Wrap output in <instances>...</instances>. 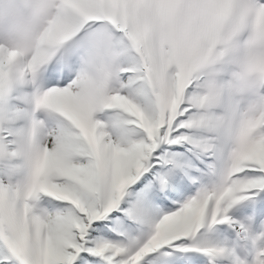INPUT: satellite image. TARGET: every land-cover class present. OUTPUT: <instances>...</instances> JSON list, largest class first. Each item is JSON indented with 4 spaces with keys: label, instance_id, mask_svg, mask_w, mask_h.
<instances>
[{
    "label": "snow or ice",
    "instance_id": "6c2138e0",
    "mask_svg": "<svg viewBox=\"0 0 264 264\" xmlns=\"http://www.w3.org/2000/svg\"><path fill=\"white\" fill-rule=\"evenodd\" d=\"M258 198L264 0H0V264H264Z\"/></svg>",
    "mask_w": 264,
    "mask_h": 264
},
{
    "label": "trees",
    "instance_id": "16d2710c",
    "mask_svg": "<svg viewBox=\"0 0 264 264\" xmlns=\"http://www.w3.org/2000/svg\"><path fill=\"white\" fill-rule=\"evenodd\" d=\"M262 203H264V200ZM254 209H255V202L244 203L234 207L231 210V213H233L235 219H238L246 226L249 225V217H253L254 220L251 223L250 227H251V231L254 233V235H256L259 232L264 231V219L256 218V213ZM208 239H210V241L214 244L225 246L229 249H234L235 254L237 256L247 260L246 250L243 248V244L239 241L235 233L228 227L218 226L214 232L209 234ZM260 246H264V242L260 243ZM3 252L4 250L0 248V256L3 255ZM200 259L203 261V264H208V260L205 259L203 256H201Z\"/></svg>",
    "mask_w": 264,
    "mask_h": 264
},
{
    "label": "rangeland",
    "instance_id": "374dc122",
    "mask_svg": "<svg viewBox=\"0 0 264 264\" xmlns=\"http://www.w3.org/2000/svg\"><path fill=\"white\" fill-rule=\"evenodd\" d=\"M256 201H257L258 203H260V204L263 202V200H261V199H259V198H258ZM256 201H255V202H256ZM230 215L232 216L233 220L237 221V220L234 218L233 213L230 212ZM238 237H239L240 240L242 241L243 248L246 250V258H247V260L250 262V261L252 260V258H253L254 252H255V250L251 249L252 244H249V242L252 241V240H251V239H247V240H246V239L243 238L242 235H239ZM260 243H262V242H260ZM245 250H244V251H245ZM217 262H224V263H226V264H232V259H231V258H219V259H217L216 264H218Z\"/></svg>",
    "mask_w": 264,
    "mask_h": 264
},
{
    "label": "clouds",
    "instance_id": "9594fccd",
    "mask_svg": "<svg viewBox=\"0 0 264 264\" xmlns=\"http://www.w3.org/2000/svg\"><path fill=\"white\" fill-rule=\"evenodd\" d=\"M5 7H7V5H5Z\"/></svg>",
    "mask_w": 264,
    "mask_h": 264
}]
</instances>
